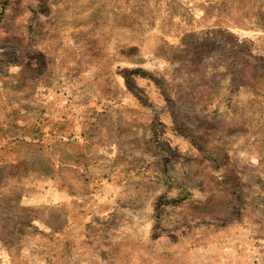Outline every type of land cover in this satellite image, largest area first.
I'll return each mask as SVG.
<instances>
[{
	"label": "rangeland",
	"instance_id": "rangeland-1",
	"mask_svg": "<svg viewBox=\"0 0 264 264\" xmlns=\"http://www.w3.org/2000/svg\"><path fill=\"white\" fill-rule=\"evenodd\" d=\"M0 264H264V0H0Z\"/></svg>",
	"mask_w": 264,
	"mask_h": 264
}]
</instances>
